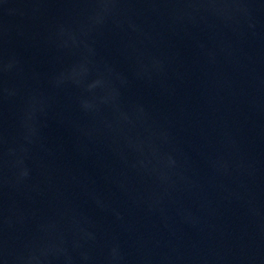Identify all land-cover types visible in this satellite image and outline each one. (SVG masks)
I'll return each mask as SVG.
<instances>
[{
    "label": "water",
    "instance_id": "water-1",
    "mask_svg": "<svg viewBox=\"0 0 264 264\" xmlns=\"http://www.w3.org/2000/svg\"><path fill=\"white\" fill-rule=\"evenodd\" d=\"M0 264H264V0H0Z\"/></svg>",
    "mask_w": 264,
    "mask_h": 264
}]
</instances>
